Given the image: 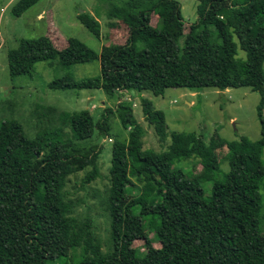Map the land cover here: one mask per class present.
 Listing matches in <instances>:
<instances>
[{
    "label": "trees",
    "instance_id": "16d2710c",
    "mask_svg": "<svg viewBox=\"0 0 264 264\" xmlns=\"http://www.w3.org/2000/svg\"><path fill=\"white\" fill-rule=\"evenodd\" d=\"M39 1L18 0L12 14L19 17ZM197 14L198 20L185 32L177 0L115 3L108 17L127 24L125 43L104 45L97 53L77 38H70L63 49L47 35L21 39L8 53L9 72L14 78L32 75L39 61L57 59L67 68L99 59V75L77 79L65 74L49 87L102 89L109 97L128 91L160 96L170 87L194 92L207 87L250 88L261 94V137L207 141L196 132H173L167 150L146 149L145 129L128 98L120 99L115 108L105 107L100 118L89 109L63 113L70 129L68 141L47 140L41 130L31 138L20 121L3 119L0 264H49L71 252L78 258L72 264H264V0H198ZM79 20L101 36L100 22L92 14L82 12ZM239 49L247 53L246 59L238 56ZM141 104L145 119L165 141V113L148 97H142ZM112 116L131 130L132 141L113 143L110 184L100 199L108 224L103 241L93 217L79 212L81 201L70 198L67 185L80 171L87 170L85 184L101 176L100 150L85 143L113 135ZM218 149L225 150L230 166L223 179L218 174ZM191 157L199 159L211 177L208 199L200 176L189 177L174 166ZM129 186L137 193L130 195ZM124 190L127 200L121 198ZM148 230L160 247L148 239L140 250L134 242ZM53 245L67 251L52 253Z\"/></svg>",
    "mask_w": 264,
    "mask_h": 264
},
{
    "label": "rangeland",
    "instance_id": "374dc122",
    "mask_svg": "<svg viewBox=\"0 0 264 264\" xmlns=\"http://www.w3.org/2000/svg\"><path fill=\"white\" fill-rule=\"evenodd\" d=\"M18 0H0V121L17 119L23 125L27 136L33 138L39 130L44 131L47 140L68 141L70 129L63 113L79 112L89 109L100 118L105 107L115 108L120 99H131L139 123L145 129L144 148L157 151L168 149L173 132H196L210 140L211 137L225 138L226 141L247 136L251 140L261 137V123L257 109L261 94L250 88L239 87L219 90L207 87L196 92L188 88L170 87L160 96L150 92L128 91L109 97L102 89H53L49 83L65 74L77 79L97 76L101 73V62L76 64L67 68L60 66L57 59L39 61L35 64L32 75L23 74L11 77L9 72L8 53L19 45L21 39H34L42 35L50 36L58 49L68 45L70 38H77L90 48L100 53L104 45L126 42L128 26L123 21L108 17V10L113 4L126 0H40L36 5L19 17L12 14V8ZM182 7L186 22L185 32L192 23L198 20V0H177ZM86 12L98 19L101 25V36L91 33L79 20V14ZM39 14H41L39 16ZM158 17L152 15V24L156 25ZM183 39H181L182 44ZM216 46V45H215ZM239 57L246 59L247 53L239 49ZM148 97L154 106L165 113L168 137L161 142L154 128L145 119L141 98ZM48 107V108H47ZM52 109L54 110L52 112ZM113 135L92 139L86 147L96 145L100 150L98 165L101 176L89 184L83 182L87 170L70 177L67 191L75 202L81 201L80 213L88 212L94 219L98 235L103 241L108 237V224L104 209L100 203L109 187L112 147L115 140L131 142L130 129H125L119 120L112 116ZM220 143L217 145L218 148ZM220 164L219 178L223 179L230 166L224 159L225 150L218 149ZM217 155V153H216ZM218 157V156H217ZM264 162V153L262 155ZM184 165V166H183ZM175 167L183 168L189 177L200 176L204 181V199L211 195V177L206 173L196 157L176 162ZM91 168L88 169L90 171ZM128 188V186H126ZM131 194H136L135 187L129 186ZM264 205V185L261 189ZM121 198L127 200L129 195L124 190ZM90 207V208H88ZM264 229V206L262 210ZM148 239L153 240L155 247H160L155 233L148 230L136 240L134 245L144 250ZM264 244V232L262 236ZM52 253L67 251L64 246L53 245ZM77 256L72 252L49 264H72Z\"/></svg>",
    "mask_w": 264,
    "mask_h": 264
},
{
    "label": "crops",
    "instance_id": "0c3cea01",
    "mask_svg": "<svg viewBox=\"0 0 264 264\" xmlns=\"http://www.w3.org/2000/svg\"><path fill=\"white\" fill-rule=\"evenodd\" d=\"M41 14H39V16H40Z\"/></svg>",
    "mask_w": 264,
    "mask_h": 264
}]
</instances>
